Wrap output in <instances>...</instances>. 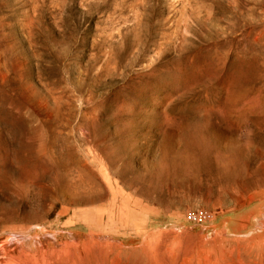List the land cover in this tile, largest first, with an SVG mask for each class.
<instances>
[{
    "label": "rangeland",
    "instance_id": "obj_1",
    "mask_svg": "<svg viewBox=\"0 0 264 264\" xmlns=\"http://www.w3.org/2000/svg\"><path fill=\"white\" fill-rule=\"evenodd\" d=\"M263 179L264 0H0V264H264Z\"/></svg>",
    "mask_w": 264,
    "mask_h": 264
},
{
    "label": "built area",
    "instance_id": "obj_2",
    "mask_svg": "<svg viewBox=\"0 0 264 264\" xmlns=\"http://www.w3.org/2000/svg\"><path fill=\"white\" fill-rule=\"evenodd\" d=\"M209 217H211L209 215V213L205 210H194L191 212H188L185 216L186 220L190 223H194V224H202L204 222H206Z\"/></svg>",
    "mask_w": 264,
    "mask_h": 264
},
{
    "label": "bare ground",
    "instance_id": "obj_3",
    "mask_svg": "<svg viewBox=\"0 0 264 264\" xmlns=\"http://www.w3.org/2000/svg\"><path fill=\"white\" fill-rule=\"evenodd\" d=\"M239 176V175H238ZM257 180V179H256ZM255 181V180H254ZM260 182V181H259ZM263 186H264V179H263V181H262V183H261ZM256 186V185H255ZM252 187H253V185H252ZM257 189V188H256ZM24 261V260H23ZM23 263V262H22ZM27 264V263H26Z\"/></svg>",
    "mask_w": 264,
    "mask_h": 264
}]
</instances>
